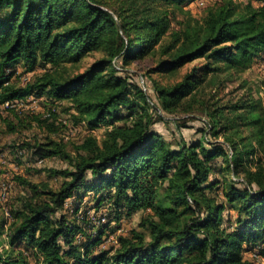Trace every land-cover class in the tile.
<instances>
[{"label":"trees","instance_id":"1","mask_svg":"<svg viewBox=\"0 0 264 264\" xmlns=\"http://www.w3.org/2000/svg\"><path fill=\"white\" fill-rule=\"evenodd\" d=\"M75 1L0 0V104L33 93L45 94L54 106L69 104L64 112L75 124L85 123L88 129L111 126L102 143L89 136L76 147L75 155L57 143L38 144L34 148V157L60 156L72 169L51 171L53 177L63 179L58 189L47 182L21 180L46 200L28 203L16 213L17 220L6 233L10 251L0 255V264H30L21 244L32 250L35 264H253L244 259L243 249L244 244L264 240L261 181L257 182L258 190L231 184L227 202L234 204L246 219L240 220L236 229L224 227L225 205L210 200L204 193L205 189L218 186L209 177L214 170L212 161L225 156L223 149L188 146L184 142L176 150L169 148L152 132L153 121L146 110L128 99L132 87L114 75H100L111 61L98 62L79 75L64 78L55 74L56 69L78 61L101 40L103 29L98 20L93 19L81 28L71 27L77 19ZM163 1L182 5L193 0ZM5 7L10 11L1 17ZM86 7L92 13L101 11L93 5ZM150 28L156 31L153 40L158 42L164 29L160 31L155 24ZM202 31L204 36L196 35L191 52L181 54L172 62L173 66L206 57L246 69L256 56L264 53L263 8L248 4L238 10L229 1L210 10ZM137 46L130 47L126 56ZM148 47L150 44H143L134 57L141 56ZM119 54L121 51H115L112 57ZM18 60L30 68H51L32 84L18 88L6 76V70ZM198 73L197 68L189 73L171 95L178 97ZM135 95L147 99L139 90ZM122 106L128 108V116L112 111ZM112 118L130 122L115 125ZM233 162L236 160H229L228 166ZM163 188L165 195L161 194ZM81 190L97 194V209L104 203L110 204L115 222H120L123 212L130 217L140 210H152L154 215L142 221L143 231L133 230L130 236L119 237L113 251L95 254L93 248L101 243L106 226L98 231L97 239L89 237L87 242L78 243L81 226L65 214L53 218L62 212L66 200L75 193L80 195Z\"/></svg>","mask_w":264,"mask_h":264},{"label":"rangeland","instance_id":"2","mask_svg":"<svg viewBox=\"0 0 264 264\" xmlns=\"http://www.w3.org/2000/svg\"><path fill=\"white\" fill-rule=\"evenodd\" d=\"M229 1L238 10L248 4L264 9V0H193L182 5L163 0H76L74 15L77 19L71 27L81 28L93 19L98 20L103 29L101 40L90 46L78 61L56 69L55 74L64 78L79 75L98 62L111 61L100 75H114L132 87L128 99L146 110L153 121L152 132L169 148L176 150L184 142L188 146L223 149L225 156L212 161L214 170L209 177V181L218 186L205 189L204 193L210 200L225 205L223 226L233 230L246 216L227 202L226 194L231 184L254 190L259 189L258 181L264 184V53L256 56L246 69L233 68L223 61L206 57L177 67L172 64L181 54L191 52L196 35L204 36L202 27L210 10L223 7ZM86 5L101 11L94 14ZM9 11L3 8L1 17ZM151 24L165 31L158 42L153 40L156 31L151 30ZM143 44H150V47L141 56L134 57ZM133 45L138 46L126 56ZM118 50L121 54L112 57ZM50 68L49 65L30 68L23 60H18L6 70V76L18 88H25ZM196 68L199 73L191 86L173 97L174 88ZM137 90L147 99L135 95ZM7 103L9 105L0 104L1 256L10 251L6 233L17 220L16 213L28 203L46 200L21 180L34 184L47 182L58 189L63 179L53 177L51 171L72 169L60 156L34 157V148L38 144L57 143L75 155L76 147L87 137L93 136L102 143L111 129L110 125L88 129L85 123L75 124L64 112L69 104L54 106L45 94L33 93ZM112 111L116 115L129 114L126 106ZM51 113L55 114L50 116ZM112 119L115 125L130 122V119ZM233 159L236 162L229 167V160ZM90 178L91 175L87 180ZM166 193L163 188L161 194ZM97 198L93 191L81 190L80 195L75 193L67 199L62 212L53 217L65 214L81 226L78 243L87 242L89 237L97 239L98 231L106 226L101 243L93 248L95 254L113 251L118 247L119 237L130 236L133 230L143 231L142 221L154 215L152 210H140L130 217L123 212L120 222H115L110 204L95 208ZM20 249L29 263L35 264L32 250L24 244ZM243 257L253 264H264V240L253 245L244 244Z\"/></svg>","mask_w":264,"mask_h":264},{"label":"built area","instance_id":"3","mask_svg":"<svg viewBox=\"0 0 264 264\" xmlns=\"http://www.w3.org/2000/svg\"><path fill=\"white\" fill-rule=\"evenodd\" d=\"M7 105H9V103H6Z\"/></svg>","mask_w":264,"mask_h":264}]
</instances>
